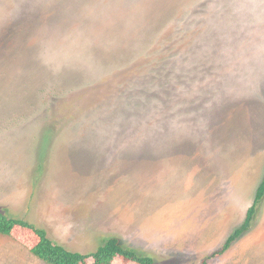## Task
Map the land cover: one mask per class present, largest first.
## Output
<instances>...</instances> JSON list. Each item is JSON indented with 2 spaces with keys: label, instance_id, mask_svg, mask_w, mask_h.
Masks as SVG:
<instances>
[{
  "label": "rangeland",
  "instance_id": "rangeland-1",
  "mask_svg": "<svg viewBox=\"0 0 264 264\" xmlns=\"http://www.w3.org/2000/svg\"><path fill=\"white\" fill-rule=\"evenodd\" d=\"M264 0H0V211L70 250L264 264ZM0 234V264H47ZM114 264H136L117 258Z\"/></svg>",
  "mask_w": 264,
  "mask_h": 264
},
{
  "label": "trees",
  "instance_id": "trees-1",
  "mask_svg": "<svg viewBox=\"0 0 264 264\" xmlns=\"http://www.w3.org/2000/svg\"><path fill=\"white\" fill-rule=\"evenodd\" d=\"M264 199V175L257 188L253 204L247 209L245 220L242 225L227 238L221 249L214 254H221L227 251L234 241L244 232L250 229L257 205ZM17 227L30 229L36 236L37 242L32 246L31 252L47 264H114L117 258L125 262H135L136 264H156L153 256L139 253L133 248L125 246L117 236L107 237L96 250L83 253L73 251L64 245L54 241L45 228L23 219L9 217L0 211V234L11 235Z\"/></svg>",
  "mask_w": 264,
  "mask_h": 264
},
{
  "label": "crops",
  "instance_id": "crops-1",
  "mask_svg": "<svg viewBox=\"0 0 264 264\" xmlns=\"http://www.w3.org/2000/svg\"><path fill=\"white\" fill-rule=\"evenodd\" d=\"M256 191H257V189H256Z\"/></svg>",
  "mask_w": 264,
  "mask_h": 264
}]
</instances>
